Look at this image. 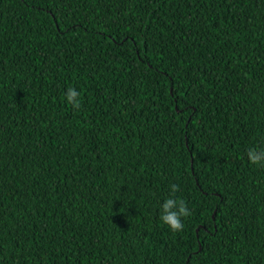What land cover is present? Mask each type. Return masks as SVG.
Here are the masks:
<instances>
[{
    "label": "trees",
    "instance_id": "16d2710c",
    "mask_svg": "<svg viewBox=\"0 0 264 264\" xmlns=\"http://www.w3.org/2000/svg\"><path fill=\"white\" fill-rule=\"evenodd\" d=\"M252 148L264 0H0V264H264Z\"/></svg>",
    "mask_w": 264,
    "mask_h": 264
},
{
    "label": "clouds",
    "instance_id": "9594fccd",
    "mask_svg": "<svg viewBox=\"0 0 264 264\" xmlns=\"http://www.w3.org/2000/svg\"><path fill=\"white\" fill-rule=\"evenodd\" d=\"M65 97L68 102L74 103V106L78 105L79 93L75 88L69 87L65 92ZM247 156L253 165L264 166V148L259 150L255 148L249 149ZM178 189V185L172 184V194L167 196L160 206V222L173 232L181 231L184 227L183 218L190 215V209L183 199L175 196Z\"/></svg>",
    "mask_w": 264,
    "mask_h": 264
}]
</instances>
